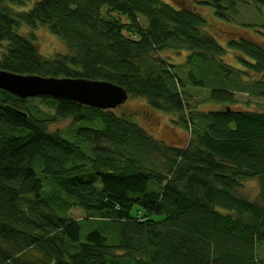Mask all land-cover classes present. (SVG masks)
<instances>
[{
    "label": "trees",
    "instance_id": "obj_1",
    "mask_svg": "<svg viewBox=\"0 0 264 264\" xmlns=\"http://www.w3.org/2000/svg\"><path fill=\"white\" fill-rule=\"evenodd\" d=\"M30 2L0 0V69L113 82L190 139L167 143L119 106L43 96V108L0 88V264H261L264 110L242 107L236 94L264 99V44L230 36L224 46L192 0ZM195 2L226 23L245 4L264 7ZM251 22L264 34V21ZM42 25L68 53L40 52ZM228 50L238 65L225 61ZM66 120V130L49 129ZM254 179L250 199L242 189ZM74 207L86 218L70 217ZM88 217L107 230L83 235Z\"/></svg>",
    "mask_w": 264,
    "mask_h": 264
},
{
    "label": "rangeland",
    "instance_id": "obj_2",
    "mask_svg": "<svg viewBox=\"0 0 264 264\" xmlns=\"http://www.w3.org/2000/svg\"><path fill=\"white\" fill-rule=\"evenodd\" d=\"M167 2H171L174 5H189V0H165ZM250 2L251 0H246ZM34 3V0H31L29 6ZM192 5L199 11L207 14L209 17L210 23L208 24V30L214 33V35L218 38V40L226 46V37L235 36H246L251 39L255 38V40L262 42L264 44V34L257 27L248 28L243 22L255 21L262 22L264 21V7L258 6L254 3V6H250L249 4H245L244 7L241 8V15L238 18H234L231 22L226 23V21H221L222 19L217 20L216 18L210 17V8L207 6H199L195 0H192ZM28 7H19L16 6L17 10H25ZM213 10V9H212ZM214 13V12H213ZM28 29L24 27L20 31H27ZM35 34L37 35L39 42V50L43 55L52 56L54 53H68L69 48L67 44L56 34H54L48 26H39L35 29ZM237 34V35H236ZM175 52V53H174ZM166 55L176 54V51L165 50L163 51ZM236 51L228 50V53L224 56L225 61L230 64L238 65V59L236 57ZM183 56V52L181 53ZM184 58V57H183ZM176 61L182 60V57H175ZM257 75L253 73L252 77L255 78ZM237 98L239 99V104L242 107H251L259 110H264V99L249 97L246 93H237ZM37 101L34 102L39 107L46 108L43 103L38 102L39 97H34ZM249 101V104L246 105L245 102ZM213 107L212 104H204L202 108H210ZM117 112L131 114L135 117L136 122H138L142 127H144L147 131L152 133L154 136L159 137L163 141L170 144H178L185 145L189 139L190 134L188 131L178 127L175 125L173 120H171V115L164 114L163 112H159L153 110L148 106L146 100L139 96H130L127 101L117 108ZM71 125L70 120L60 121L57 123H53L49 125V129L51 131L56 130H66ZM43 178V175H40ZM242 191L250 198L257 199L259 195V181L258 179L245 181L244 187ZM70 217L82 220L86 218V212L79 207L72 208L69 212ZM90 220L82 221V234H86L89 230L95 228H101L103 232L107 230L106 226L99 222L97 217H88ZM264 257L263 251L261 252Z\"/></svg>",
    "mask_w": 264,
    "mask_h": 264
},
{
    "label": "water",
    "instance_id": "obj_3",
    "mask_svg": "<svg viewBox=\"0 0 264 264\" xmlns=\"http://www.w3.org/2000/svg\"><path fill=\"white\" fill-rule=\"evenodd\" d=\"M0 88L21 98H65L101 109L116 108L128 99L126 89L107 80L46 77L0 69Z\"/></svg>",
    "mask_w": 264,
    "mask_h": 264
},
{
    "label": "bare ground",
    "instance_id": "obj_4",
    "mask_svg": "<svg viewBox=\"0 0 264 264\" xmlns=\"http://www.w3.org/2000/svg\"><path fill=\"white\" fill-rule=\"evenodd\" d=\"M258 259H259V261H260L261 264H264V257L258 256Z\"/></svg>",
    "mask_w": 264,
    "mask_h": 264
}]
</instances>
